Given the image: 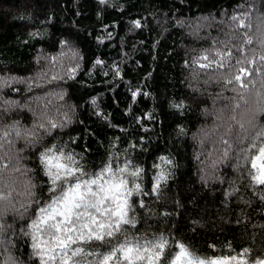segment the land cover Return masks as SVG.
I'll list each match as a JSON object with an SVG mask.
<instances>
[{"label":"trees","instance_id":"obj_1","mask_svg":"<svg viewBox=\"0 0 264 264\" xmlns=\"http://www.w3.org/2000/svg\"><path fill=\"white\" fill-rule=\"evenodd\" d=\"M251 3L253 0H108L104 4L100 0H0V75L35 77L44 72L48 76L47 82L40 81L30 90L23 84H14L21 89L19 96L10 88L3 90L5 97L27 103L31 110L18 106L0 109V127L13 120L31 126L34 120L41 119L40 113L57 117L69 111L74 123L44 139L47 143H55L57 138L68 143L69 132L78 136L69 143V150L86 157L84 167L94 174L106 153L113 151L109 141L114 136L120 138V144L115 146L120 153L117 166L122 164L125 153L143 165L144 191L142 197H136L143 198L147 207H136L133 214L140 217V223L135 229L125 225L113 243L122 241L125 234L151 240L154 233L163 232L170 241H183L201 256L233 255L249 247V259L264 257V187L253 188L246 175H240L233 167L234 156L213 167L223 149L213 131V124L218 123L214 113L224 109L227 114L232 104L229 98L237 93L231 88L222 91L223 82L205 83L216 66L199 69L191 60L201 49L214 47L213 40H226L233 23L230 17L235 12H248ZM259 10L264 12V2ZM134 19L141 20V27L134 28ZM177 20L184 23H176ZM197 21L202 26L194 35L191 26ZM248 31H256L255 25ZM98 36L105 39L101 42L96 39ZM62 40H68L69 45L65 47ZM233 43L238 41L234 39ZM77 52L84 59L79 61L76 77L71 78L67 70L77 62ZM38 54L39 62L35 59ZM48 55L58 59L50 62L45 59ZM97 56L108 65L119 64L124 78L113 80L111 75H104L107 67L93 68ZM54 75L64 78L52 79ZM135 86L150 95L133 101L131 90ZM61 87L65 93L62 99L56 95ZM91 96L98 97V104L111 123L97 117ZM180 100L185 101L183 110L171 107ZM129 106L132 113L125 111ZM149 111L153 112L151 120L145 115ZM133 114L142 119L133 120ZM116 124L120 127L116 128ZM125 129L127 132L122 135ZM141 136L146 138L139 140ZM130 141H138L143 148L129 147ZM16 147H24V141H17ZM39 147L27 148L21 154L23 164L32 171L25 173L21 169L24 174H17L13 198L17 202L27 198L28 178L36 184L37 195L23 218L8 212L6 222L12 230L4 234L5 242L0 244V264H12L9 253L17 261L40 264L39 258L31 255V237L12 234L13 230L19 233L28 216L38 215L36 209L51 199L43 183L48 177L34 156ZM161 155L173 158L175 168L157 198L149 189L158 171L153 166L160 163ZM233 182L236 191L225 195ZM165 210L167 217L163 216ZM7 238L13 243H7ZM213 244L215 248L211 247ZM169 247L178 245L171 242Z\"/></svg>","mask_w":264,"mask_h":264},{"label":"snow or ice","instance_id":"obj_2","mask_svg":"<svg viewBox=\"0 0 264 264\" xmlns=\"http://www.w3.org/2000/svg\"><path fill=\"white\" fill-rule=\"evenodd\" d=\"M100 2L104 4L108 0H100ZM250 15L249 12L233 13L230 17L233 23L230 25L226 40H213L214 47L201 49L200 53L191 60L192 65L198 66L199 69L216 66V71L209 74L205 83L223 82L222 91L231 88L237 93L236 96L229 98L232 104L227 114L224 109L214 113L218 123L213 124V131L217 132L223 149L222 155L213 161V167L221 160L227 161L234 156L233 167L241 176L246 175L249 184L256 188V186L264 187V32L257 29V35L250 34L248 31L252 27L249 23ZM131 23L134 28L141 27L140 19H134ZM176 23H184V21L177 20ZM201 26L199 21L193 24L192 34H197ZM102 27L107 28V25ZM242 29L245 30L240 31ZM133 30L129 29V31ZM96 39L102 42L105 37L98 36ZM234 39L238 43H233ZM61 43L67 47L70 42L62 40ZM254 43L258 44V47H252ZM217 44L222 47L216 46ZM75 55L77 62L67 70V75L71 78L76 77L81 66L79 61L84 59L78 52ZM35 59L39 62L40 55L38 54ZM45 59L55 62L58 57L48 55ZM188 63L189 61L186 60L185 64ZM97 66L101 70L107 67L108 71H105L104 75H111L113 80L117 77L124 78L119 64L108 65L104 59L97 56L93 68ZM63 78L61 75L52 77L56 80ZM47 80L48 76L44 72L37 73L35 77L0 75V100L3 101L0 103V109L10 110L18 106L31 110L29 104L21 103L12 97H5L3 90L10 88L19 96L21 89L14 87V84H23L30 90L38 82H47ZM258 82L259 87H256ZM64 94V89L61 87L60 93L56 95L62 99ZM143 95L150 93L144 92L139 86L132 88L133 101ZM90 101L97 117L106 123H111L108 114L99 106L98 97L91 96ZM171 107L183 110L185 101L173 102ZM125 111L132 113L133 109L129 106ZM39 115L41 119L34 120L31 126L23 124L20 120H13L0 127V205H2L0 206V244L5 242L4 234L12 230V225L6 222L8 212L12 211L23 218L28 215L33 197L37 195L36 184L28 178L25 181L28 189L27 198L22 202H17L13 198L17 174H24L21 169H24L25 173L32 171L23 164L21 154L27 148L39 145L34 156L39 160L43 166L42 170L48 177L43 183L51 194V199L50 202L36 209L38 215L28 216L19 233L13 230L12 234L31 237L33 249L31 255L38 257L40 264H264V257L249 259L252 251L249 247H244L233 255L206 257L193 251L183 241H170L169 235L163 232L154 233L151 240L125 234L122 241L116 240L113 243V239L124 231L125 225L135 229L140 223V217L133 214L136 207L142 209L147 207L143 198L136 197V194H141L142 197L144 191L143 165L136 163L135 158L130 159L125 153L122 164L117 166L116 157H119L120 153L115 150V146L121 141L119 137L114 136L109 141V147L113 149L112 153H106L98 173H89L84 167L86 157L69 150V143L78 139V136H73L69 132L68 143L59 138L55 143H47L44 139L54 131L68 128L74 123L70 112L65 111L57 117L50 116L46 112ZM145 115L150 120L153 118L152 111ZM141 119L142 117L133 114V120ZM114 126L120 127L119 124ZM142 126L148 128L147 124ZM126 132V129L122 130V135ZM145 138L141 136L139 140ZM19 140L24 141V147H16ZM129 147L143 148L138 141H130ZM159 159L160 163L153 166L158 171L149 189L150 192L157 194V198L160 196V189L167 183L175 168L174 159L170 156L161 155ZM201 179L204 180L205 177L201 176ZM233 191H236L234 182L225 195ZM150 213L156 214L155 210H150ZM168 215L165 210L163 216ZM171 242L178 245V248L170 249ZM7 243L11 244L13 241L7 238ZM211 247L215 248L216 245L213 244ZM227 247L232 249L230 243ZM9 257L12 264H27L15 260L11 253Z\"/></svg>","mask_w":264,"mask_h":264},{"label":"clouds","instance_id":"obj_3","mask_svg":"<svg viewBox=\"0 0 264 264\" xmlns=\"http://www.w3.org/2000/svg\"><path fill=\"white\" fill-rule=\"evenodd\" d=\"M262 2H264V0H253V3H251L248 8V12L251 14L249 16V23L252 25L250 31L253 29L254 25L256 28V31L252 32V35L254 36L257 35V29L264 32V12L259 10V5ZM253 9L256 10L255 13L253 12Z\"/></svg>","mask_w":264,"mask_h":264}]
</instances>
